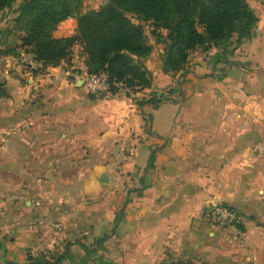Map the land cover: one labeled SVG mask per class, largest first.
<instances>
[{"label":"crops","instance_id":"crops-1","mask_svg":"<svg viewBox=\"0 0 264 264\" xmlns=\"http://www.w3.org/2000/svg\"><path fill=\"white\" fill-rule=\"evenodd\" d=\"M8 9L0 14V51L35 60ZM257 19L252 39L227 63L194 51L179 85L152 50L143 60L151 87L130 95L78 86L86 75L79 45L42 72L0 65V264H38L41 253L87 264L86 241L111 234L104 223L121 202L111 238H138L141 261L176 252L193 264H264V154L254 149L264 136V15ZM75 27L66 19L52 35L72 36ZM167 89L171 98L158 105L167 117L155 129L147 101ZM216 204L241 222L214 224Z\"/></svg>","mask_w":264,"mask_h":264},{"label":"trees","instance_id":"trees-1","mask_svg":"<svg viewBox=\"0 0 264 264\" xmlns=\"http://www.w3.org/2000/svg\"><path fill=\"white\" fill-rule=\"evenodd\" d=\"M14 1L0 0V14ZM81 2L22 0L14 19L16 29L22 32L21 46L30 47L34 59L46 68L58 66L79 45L86 74L105 72L110 81L125 84L133 93L151 86L152 76L143 63L153 50L145 24L156 42L163 41L161 70L167 74L185 71L189 56L198 49L216 48L234 37L236 49L252 39L258 22L247 0H107L87 13L81 12ZM69 18L76 21L75 34L54 38L55 26ZM5 55H15L14 49L0 51V56ZM219 62L216 58L215 63ZM167 101L154 96L147 102L157 107ZM65 256L60 254L54 262L44 258L34 261L59 264ZM170 264L192 263L178 260Z\"/></svg>","mask_w":264,"mask_h":264},{"label":"rangeland","instance_id":"rangeland-1","mask_svg":"<svg viewBox=\"0 0 264 264\" xmlns=\"http://www.w3.org/2000/svg\"><path fill=\"white\" fill-rule=\"evenodd\" d=\"M21 0H15L11 7L8 9V13L5 15L7 17L9 14L14 13L17 6L20 4ZM107 0H82L81 2V12L82 13H87L92 10H98L103 4H106ZM248 5L254 12V14L259 15L263 14L264 15V0H247ZM135 22V20H133ZM144 30L145 34L147 36V42L152 46V49L156 52V54H159L158 56L155 55L154 62L160 61V67L162 65V57H163V41L160 39L157 42L155 41L154 36L150 33V26L148 24L144 25ZM234 40L235 37L232 38V40L220 45L219 47H213L209 46L206 48V50H201L202 52L207 54V57H209L212 60H216V58H220L222 61L224 60V63H227L226 58L229 57L230 55L232 56L234 51L236 49L234 48ZM249 41V40H248ZM246 42V41H244ZM243 42V43H244ZM200 49L196 50V52H199ZM233 50V51H232ZM162 51V52H160ZM145 60V59H144ZM144 62V61H143ZM221 62V61H220ZM189 63V62H188ZM185 71H180L178 73H167L168 76H175L178 74V79L177 85L181 83V76L184 74ZM165 74V73H164ZM151 75V73H150ZM152 84V80H151ZM151 87V86H150ZM149 87V88H150ZM142 90H139L140 92ZM173 90L172 89H167L163 91H153L151 94H156L155 96L157 98H167L170 99L172 95ZM133 93V92H132ZM149 96V95H148ZM145 97H142V100H144ZM154 108V107H153ZM155 113L156 116L154 118V128L157 129V127H160L158 124L160 123V118L163 116L165 119L167 117V110L165 107L160 106V107H155L153 109V112ZM153 116V114H152ZM123 212H124V207L121 202V204L117 207L116 210V216L115 219L112 223H104V228L108 229V233H111L110 235L102 234L100 236H95L92 237L91 240L86 241V246L88 250V263L87 264H170L172 261H178V260H186L189 261L193 264V262L190 259L187 258H181L180 256L177 255L176 252H171L168 253L163 260H157L155 262L149 261V258H146L145 255H142V261L140 260V252L142 251L141 247L138 244V238H132L128 239V242H125V240H115L111 237H113L114 234V229L119 225L120 222L123 220ZM84 227L81 230H85L86 232L90 229L86 227L85 223H82ZM39 227L47 228L46 224L37 223L36 224ZM52 226V224H49ZM98 226L103 227V224H99ZM96 229V228H95ZM95 229L92 227L93 234L96 233V235L99 233L95 231ZM41 230V229H40ZM101 232L103 230H100ZM138 232V231H136ZM107 233V234H108ZM134 235V233H133ZM94 236V235H93ZM103 238L102 240H100ZM70 246V245H69ZM58 253H52V254H37L34 259H39V258H44L46 260H49L50 262H54L57 257L60 255H55ZM65 254V253H64ZM128 254H131V261L127 260ZM31 258V257H30ZM32 259V258H31ZM33 259V260H34Z\"/></svg>","mask_w":264,"mask_h":264},{"label":"built area","instance_id":"built-area-1","mask_svg":"<svg viewBox=\"0 0 264 264\" xmlns=\"http://www.w3.org/2000/svg\"><path fill=\"white\" fill-rule=\"evenodd\" d=\"M11 61L22 65L29 72H42L44 70L42 63L33 59H28L24 55L0 56V65L2 66H9ZM82 84L86 91L91 95L112 97L118 93H126L127 95L132 93L131 88L127 87L125 84L121 82L117 83L110 81L108 75L105 72L91 75L86 74L82 78ZM254 149L258 153L264 154V136L256 142ZM212 218L214 224L222 228L236 226L241 222V216L239 213L229 206L223 204L215 205L212 212Z\"/></svg>","mask_w":264,"mask_h":264},{"label":"water","instance_id":"water-1","mask_svg":"<svg viewBox=\"0 0 264 264\" xmlns=\"http://www.w3.org/2000/svg\"><path fill=\"white\" fill-rule=\"evenodd\" d=\"M82 85V81L80 80L79 82H78V86H81Z\"/></svg>","mask_w":264,"mask_h":264}]
</instances>
